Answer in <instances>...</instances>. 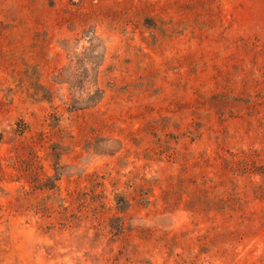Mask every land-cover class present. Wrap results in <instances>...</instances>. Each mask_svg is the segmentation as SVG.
I'll return each instance as SVG.
<instances>
[{"label": "rangeland", "instance_id": "374dc122", "mask_svg": "<svg viewBox=\"0 0 264 264\" xmlns=\"http://www.w3.org/2000/svg\"><path fill=\"white\" fill-rule=\"evenodd\" d=\"M0 264H264V0H0Z\"/></svg>", "mask_w": 264, "mask_h": 264}, {"label": "trees", "instance_id": "16d2710c", "mask_svg": "<svg viewBox=\"0 0 264 264\" xmlns=\"http://www.w3.org/2000/svg\"><path fill=\"white\" fill-rule=\"evenodd\" d=\"M58 159H59V156L55 158V160L57 161L56 163H58Z\"/></svg>", "mask_w": 264, "mask_h": 264}]
</instances>
